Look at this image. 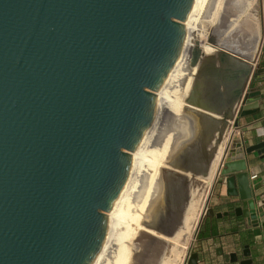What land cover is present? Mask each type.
<instances>
[{"label": "water", "instance_id": "obj_1", "mask_svg": "<svg viewBox=\"0 0 264 264\" xmlns=\"http://www.w3.org/2000/svg\"><path fill=\"white\" fill-rule=\"evenodd\" d=\"M193 2L0 0V264L92 262ZM260 73L248 79L235 127L259 110ZM254 150L264 153V140L245 148ZM227 155L216 177L240 201L236 215L256 225L246 161ZM184 264H198L197 253Z\"/></svg>", "mask_w": 264, "mask_h": 264}, {"label": "bare ground", "instance_id": "obj_2", "mask_svg": "<svg viewBox=\"0 0 264 264\" xmlns=\"http://www.w3.org/2000/svg\"><path fill=\"white\" fill-rule=\"evenodd\" d=\"M242 3L222 6L221 0H194L184 21L187 31L184 47L156 90L154 118L131 151L129 175L107 212L106 237L90 264L107 261L116 264L127 251L132 259L129 264L142 263L140 255L147 248L154 255L146 259L147 263L144 260L145 264H181L182 248L202 213L263 40V24L257 12H248ZM202 22L207 25V32L201 28ZM194 60L198 67L197 63L191 65ZM180 64L190 71L187 73L193 75L191 80L203 93L211 91L213 96L204 100L195 98L196 93L190 91L194 87L190 79V84L186 81L182 89L180 81L184 77L177 72ZM201 77L208 81L203 82ZM177 90L185 94V105L198 100L197 106H187L181 117L174 115L181 106ZM163 120L175 123L181 120L187 129L183 149L190 148L173 157L174 169L163 167L156 180L157 170L154 171L153 165L158 163V155L150 156V149L155 127ZM195 177L199 186L194 189L190 180ZM140 197L145 199V204H151L149 212L139 214L143 211L136 203ZM134 212L137 214L132 215ZM139 220L144 223V229L139 228Z\"/></svg>", "mask_w": 264, "mask_h": 264}, {"label": "crops", "instance_id": "obj_3", "mask_svg": "<svg viewBox=\"0 0 264 264\" xmlns=\"http://www.w3.org/2000/svg\"><path fill=\"white\" fill-rule=\"evenodd\" d=\"M256 86L264 94V81ZM239 131L242 151L235 148L226 159L242 156L248 174L257 173L250 184L260 214L264 211V153L255 150L246 153L245 148L264 140V98L257 112L239 118ZM237 150L242 153L234 152ZM206 205L212 214L204 213L201 216L191 247L192 252L198 255V264H239L245 258H251L253 264H264V220L254 225L243 215H236L235 208L240 201L227 194L225 176L219 175L214 181ZM245 246L250 252L247 257L243 254ZM218 248L221 249L220 253L217 252ZM233 253L237 260L230 262Z\"/></svg>", "mask_w": 264, "mask_h": 264}, {"label": "rangeland", "instance_id": "obj_4", "mask_svg": "<svg viewBox=\"0 0 264 264\" xmlns=\"http://www.w3.org/2000/svg\"><path fill=\"white\" fill-rule=\"evenodd\" d=\"M237 1H240L241 3L243 1L242 4H244V6H246V9H247L248 12L254 13V10H255V12H257V16H258L260 22L263 24V29H264V0H235V1L232 0L231 2L236 3ZM231 2H228V0L227 1L226 0H221V5L223 6L224 4L231 3ZM206 27H207V25H205V22H202L201 28L204 29L203 30L204 32L206 31ZM263 53H264V35H263V40L261 42V46H260V50H259L258 56L256 58L255 63L252 66V68H253V72L252 73L253 74L257 73V70L258 69H262L263 70V73L262 74L260 73V74L264 77V68L260 67V65H259ZM193 63L195 64V63H197V61L194 60V61L191 62V65L194 66ZM195 66L198 67V63ZM177 72L180 73L181 76L183 75V77H184L180 81V85H181V87L183 89V86L187 84V82L189 81V79L190 80L192 79L190 77H192L193 75H191L190 73H187V72H190V71L189 70L188 71H185L184 66L181 65V64L177 67ZM201 80L206 83V80L207 79H205L204 77H201ZM191 82L193 83V86L194 87H190V91H194L196 93L195 94L196 95L195 98H198V100H204V99H206V96H207V98H209L210 96H213V94L211 93V91H209L211 94H208L209 92L208 93L207 92H204L203 93L202 88L198 87L195 84V82H193L192 80H191ZM207 84H209V83L207 82ZM175 86H179V84L178 85H174L173 87H175ZM178 91H179V94L178 95H180L179 98H178V100L181 101L180 102L181 103V106L179 107V110L176 111V114H174V115L181 117L182 113L185 112V110L187 109V106H189V105L191 106V105H194V104H195V106H197L198 100L193 101L194 104L192 103V104L185 105L187 103L186 98H185V94H183V92H181L180 90H177L176 92H178ZM180 93H182V94H180ZM176 96H177V94L176 95H173V97H176ZM198 107L200 108V107H202V105L201 106H198ZM173 120H175V119H173ZM173 120H169V121L167 120L165 122L163 120V121L157 123V126L155 127V131L154 132H156V134H154V137H153V140H152L153 145H152V147L150 149V156H153L154 154L158 155V157L156 158V160L158 161V163L153 165L154 171L157 170L156 171V173H157L156 174V177L157 178L155 177L156 180H158V178H159L158 173L159 172L161 173V169L163 167H167V168L172 169V170L174 169V166L172 164L173 157H176L177 154L183 153V151H185L186 148H190L188 146H185V148L183 149V145L186 144L185 143L186 140L184 141V139H185V136H186V133H187V129L185 128L184 125L181 124V120L177 121L176 123ZM233 128H231V130H230V132L228 134V139H227V142H226V147L223 150V152H224L225 150L228 149V154H230L237 147V144H239L240 141H241V134H240V131H239V127H233ZM150 160L153 162V158L150 159ZM220 161H221V159H220ZM220 161L218 163L217 169L219 168ZM193 173L195 175L199 174V173L196 174V172H193ZM216 178L217 177L215 176L214 181L216 180ZM214 181H213V183H214ZM190 182H191L192 188H194V189H195V187L197 188V186H199V183H198L199 180L197 179V177L192 178L190 180ZM213 183H212V185H213ZM194 184H196V185H194ZM212 185H211V187H212ZM211 187L209 189V193H210ZM209 193H208L207 198L205 200V203H204V206H203V210H202V213L199 216L198 222H199L201 216L204 214V207H205V205L207 203V199H208ZM145 195H146V193H145ZM140 198H141V200L139 202L136 201V203L139 204L138 205V208L141 209V211L143 210L144 212L143 211L142 212L139 211V214L140 213L142 214V213H145V212L146 213L149 212L150 209H151L150 208L151 207V204L150 203H149L150 205L149 204H145L144 203L145 202V199H143L142 197H140ZM146 201H148V199ZM142 207H144V208H142ZM136 214L137 213H135V212L132 213V215H136ZM198 222H197V224H198ZM138 226H139L140 229H144L145 228L144 223H142L141 220H139ZM196 227H197V225H196ZM196 227H195V230H196ZM195 230H194L193 234L191 235V238L189 237L188 242L182 248L184 253L182 252L183 253L182 254L183 256H182V259H181V264H184L185 263V260L187 258L188 253L190 251L192 252V250H191L192 248L191 247H192V241H193V238H194ZM128 252L129 251H127V253ZM152 252L148 248L145 249L142 253L140 252L141 253V255H140L141 257L140 256L139 257H140V260L142 261V263H138V264H145V263H147V260H148L149 256H153L154 255V252L153 253ZM127 253H125L124 257L119 258L116 261V264L117 263L118 264H129V263H131L132 262V259L130 257V254H127ZM141 258H143V259H141ZM144 260H145V263H144ZM106 264H114V263L112 261H110V262L107 261Z\"/></svg>", "mask_w": 264, "mask_h": 264}, {"label": "built area", "instance_id": "obj_5", "mask_svg": "<svg viewBox=\"0 0 264 264\" xmlns=\"http://www.w3.org/2000/svg\"><path fill=\"white\" fill-rule=\"evenodd\" d=\"M240 145V143H239ZM257 177V173H251L249 175V179L253 180ZM262 220H264V211L257 215V222L260 223Z\"/></svg>", "mask_w": 264, "mask_h": 264}, {"label": "trees", "instance_id": "obj_6", "mask_svg": "<svg viewBox=\"0 0 264 264\" xmlns=\"http://www.w3.org/2000/svg\"><path fill=\"white\" fill-rule=\"evenodd\" d=\"M260 67L264 68V53L261 57L260 63H259Z\"/></svg>", "mask_w": 264, "mask_h": 264}]
</instances>
